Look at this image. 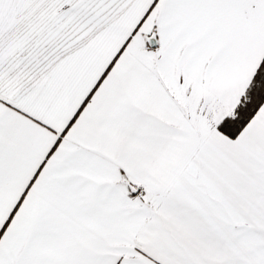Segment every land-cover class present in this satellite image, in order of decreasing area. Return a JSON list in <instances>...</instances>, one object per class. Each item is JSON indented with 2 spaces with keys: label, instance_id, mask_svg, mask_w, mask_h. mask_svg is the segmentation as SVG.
<instances>
[{
  "label": "snow or ice",
  "instance_id": "obj_1",
  "mask_svg": "<svg viewBox=\"0 0 264 264\" xmlns=\"http://www.w3.org/2000/svg\"><path fill=\"white\" fill-rule=\"evenodd\" d=\"M0 264H264V0H0Z\"/></svg>",
  "mask_w": 264,
  "mask_h": 264
}]
</instances>
